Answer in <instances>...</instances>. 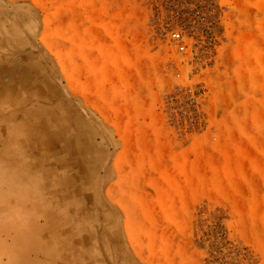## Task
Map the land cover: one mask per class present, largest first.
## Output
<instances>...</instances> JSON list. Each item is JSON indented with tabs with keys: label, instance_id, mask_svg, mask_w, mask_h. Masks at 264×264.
<instances>
[{
	"label": "rangeland",
	"instance_id": "obj_1",
	"mask_svg": "<svg viewBox=\"0 0 264 264\" xmlns=\"http://www.w3.org/2000/svg\"><path fill=\"white\" fill-rule=\"evenodd\" d=\"M23 256L264 264V0H0V264Z\"/></svg>",
	"mask_w": 264,
	"mask_h": 264
},
{
	"label": "crops",
	"instance_id": "obj_2",
	"mask_svg": "<svg viewBox=\"0 0 264 264\" xmlns=\"http://www.w3.org/2000/svg\"><path fill=\"white\" fill-rule=\"evenodd\" d=\"M6 234L9 235V233H6ZM35 254H37V253H35ZM29 256H26V257L23 256V257L19 258V262L17 264H36V263L41 264V260L38 259L37 256L34 259L29 258ZM10 258L11 257H9L8 259L10 260ZM9 262H11V261H9ZM42 262H43V264L45 263L44 260Z\"/></svg>",
	"mask_w": 264,
	"mask_h": 264
},
{
	"label": "built area",
	"instance_id": "obj_3",
	"mask_svg": "<svg viewBox=\"0 0 264 264\" xmlns=\"http://www.w3.org/2000/svg\"><path fill=\"white\" fill-rule=\"evenodd\" d=\"M175 36H176V34H175ZM181 49H184V46L183 45L181 46Z\"/></svg>",
	"mask_w": 264,
	"mask_h": 264
}]
</instances>
